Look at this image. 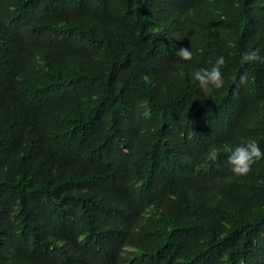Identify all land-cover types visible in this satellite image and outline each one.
<instances>
[{
    "label": "trees",
    "instance_id": "1",
    "mask_svg": "<svg viewBox=\"0 0 264 264\" xmlns=\"http://www.w3.org/2000/svg\"><path fill=\"white\" fill-rule=\"evenodd\" d=\"M250 49L264 0H0V264H264V159L227 161L264 150Z\"/></svg>",
    "mask_w": 264,
    "mask_h": 264
},
{
    "label": "clouds",
    "instance_id": "2",
    "mask_svg": "<svg viewBox=\"0 0 264 264\" xmlns=\"http://www.w3.org/2000/svg\"><path fill=\"white\" fill-rule=\"evenodd\" d=\"M176 55L184 61L191 60L193 52L190 48L181 47L176 51ZM254 62H264V56L260 49H250L241 54V65ZM225 64V57L219 56L215 64L210 68H200L192 73V78L199 83L200 88L205 95H208L213 89H220L224 85L222 67ZM250 80L247 72L239 76V84L243 85ZM219 149L211 147L207 153V159L214 161L217 158ZM227 161L231 166V172L236 176L247 175L251 171V166L264 159V150L255 140H246L227 148Z\"/></svg>",
    "mask_w": 264,
    "mask_h": 264
}]
</instances>
